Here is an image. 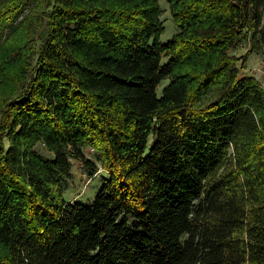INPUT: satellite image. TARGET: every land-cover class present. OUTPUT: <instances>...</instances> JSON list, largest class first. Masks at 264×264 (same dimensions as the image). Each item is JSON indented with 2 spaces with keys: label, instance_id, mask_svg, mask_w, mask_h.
<instances>
[{
  "label": "trees",
  "instance_id": "obj_1",
  "mask_svg": "<svg viewBox=\"0 0 264 264\" xmlns=\"http://www.w3.org/2000/svg\"><path fill=\"white\" fill-rule=\"evenodd\" d=\"M168 1L0 0V264H264V0Z\"/></svg>",
  "mask_w": 264,
  "mask_h": 264
},
{
  "label": "rangeland",
  "instance_id": "obj_2",
  "mask_svg": "<svg viewBox=\"0 0 264 264\" xmlns=\"http://www.w3.org/2000/svg\"><path fill=\"white\" fill-rule=\"evenodd\" d=\"M163 13L161 18L165 25V30L161 35L163 42L171 39L175 33L179 31V27L173 18L170 4L168 0H159ZM251 46L250 40L247 38L244 46L237 50L238 55H243L247 52V48ZM244 73H249L257 77L264 87V52L251 53L247 62V68ZM170 82V79H165L158 87V95L163 94L165 86ZM38 150L47 157H54L55 153L45 148L43 144H39ZM87 155L99 163V153L93 150L92 147L86 148ZM73 176L64 180L65 192L64 196L68 201L78 200L83 203L90 204L95 200V197L103 183V176H108L107 171H103V167L95 174L91 175L85 164L77 157L72 156Z\"/></svg>",
  "mask_w": 264,
  "mask_h": 264
},
{
  "label": "built area",
  "instance_id": "obj_3",
  "mask_svg": "<svg viewBox=\"0 0 264 264\" xmlns=\"http://www.w3.org/2000/svg\"><path fill=\"white\" fill-rule=\"evenodd\" d=\"M93 150H95V148H92Z\"/></svg>",
  "mask_w": 264,
  "mask_h": 264
}]
</instances>
